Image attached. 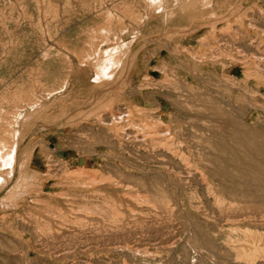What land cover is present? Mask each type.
Here are the masks:
<instances>
[{
	"label": "rangeland",
	"instance_id": "374dc122",
	"mask_svg": "<svg viewBox=\"0 0 264 264\" xmlns=\"http://www.w3.org/2000/svg\"><path fill=\"white\" fill-rule=\"evenodd\" d=\"M79 1L0 0V138L18 149L10 180L0 153V264H248L231 230L264 236V188L254 179L242 210L232 203L229 160L242 151L223 114L236 103L253 118L236 137L261 141L264 85L245 76L264 73V0H158L156 23L142 0L141 32L130 49L109 42L110 54L126 53L100 74L79 60L118 27L75 42L76 22L106 4ZM121 106L140 139L171 135L133 143L111 122Z\"/></svg>",
	"mask_w": 264,
	"mask_h": 264
},
{
	"label": "bare ground",
	"instance_id": "6f19581e",
	"mask_svg": "<svg viewBox=\"0 0 264 264\" xmlns=\"http://www.w3.org/2000/svg\"><path fill=\"white\" fill-rule=\"evenodd\" d=\"M174 14H172V16H174ZM222 21V20H221ZM209 24V23H207ZM201 26V25H200ZM193 27V26H191ZM191 27L189 29H191ZM188 29V30H189ZM187 31V30H186ZM189 33V32H188ZM175 39V38H174ZM183 39V38H182ZM232 39V38H231ZM229 39V40H231ZM247 42L250 41V44L252 45V51H254L256 54H260L261 49H263V45L262 43H258V39L256 38H251L250 36L246 37ZM205 40V39H204ZM208 40V39H207ZM206 41V40H205ZM219 41V40H218ZM227 43H229L228 41H226ZM257 42L256 46L255 45ZM176 43V42H175ZM249 43V42H248ZM247 43V44H248ZM223 46V45H222ZM178 50V47H176ZM175 48V49H176ZM237 49V48H236ZM221 54V53H220ZM190 57L192 55H189ZM186 57V56H185ZM220 57V56H219ZM264 59V58H263ZM179 60V61H178ZM173 62L171 63H177L175 66H178V64H182L181 58H178L175 56V59L171 60ZM186 61V60H185ZM202 59L199 57H191L190 60H187L186 63H190V64H195V65H201L202 63ZM136 66V65H135ZM152 67V66H151ZM135 68V67H134ZM138 68V67H137ZM151 69V68H149ZM239 70V69H238ZM137 71V70H136ZM127 72V71H126ZM150 73V72H149ZM242 74V73H241ZM257 74V75H256ZM146 75H148L146 73ZM143 76V75H142ZM149 79H153L155 80V77H152V74H149ZM246 79H255L256 81H258L259 83L264 85V80L262 78H264V73L257 71L255 69L250 71L249 74H246ZM238 78V77H237ZM242 79V78H240ZM152 82V81H151ZM149 83V82H148ZM242 91V90H241ZM97 99V98H96ZM95 99V100H96ZM241 102V101H240ZM261 104V102L259 103ZM234 106H231V110H229L228 113L224 112L225 114L224 117L226 118L227 121V126L229 128V139H230V144L229 146H233V147H238L241 148L242 151V155L240 156L239 154H235L232 158H230L229 162L231 163V167L233 168V179L231 181V187H230V191L229 194L231 195V200L232 203H235L234 205H236V207L241 211L242 207L240 206L241 204H244L246 200L249 199V197L253 194L256 193V190L252 187V181L255 179L256 183L258 185H261L264 188V132L259 133V136H256L259 138V140H261L259 143H252L250 142L247 138H240L238 139L237 136V132L240 133L241 130L243 132H246L247 128L245 127L246 124H250L253 121V118H249L246 119L245 118V114L243 113V111L239 108V106H237L236 103H233ZM122 107V106H121ZM124 108V109H123ZM118 109V108H117ZM115 110V109H114ZM234 110H238V115L239 114H244L241 116H237V118L233 119V117H231V115L235 116V112H233ZM119 111H121L119 114L117 113V117L113 118L111 117V122H116L121 124L126 130L123 131V134L128 136V138L131 139V141L133 143H140L145 141V139L148 138H154L157 140H161L164 141V139L168 138L171 134L170 131L165 132V133H158L157 131H150L148 133H146L145 135V139H140L139 138V134L138 131L136 130V128L134 126L130 125V116L131 113L125 108L122 107ZM208 111V110H207ZM255 111V110H254ZM258 111V110H257ZM161 115V114H160ZM164 117V116H163ZM166 118V117H164ZM165 122V121H164ZM109 126V125H108ZM129 127V128H128ZM123 128V129H124ZM255 129V128H254ZM145 131V130H144ZM143 131V132H144ZM126 132H129L126 133ZM252 132V131H251ZM4 133V132H3ZM248 133V132H247ZM250 134V133H249ZM251 135V134H250ZM148 137V138H147ZM246 137V136H245ZM173 138V137H172ZM1 140V138H0ZM258 140V139H257ZM2 141V145H3V149H0V153L5 152V157H2L3 163H4V167L6 169H8V171L6 172V179H11L13 176V166L15 163V156H16V150L17 149V143L15 141L11 142L12 144H10V142H8L6 140V138L4 137ZM167 141V140H165ZM257 142V141H256ZM173 150V149H172ZM233 150V148H232ZM237 150V149H236ZM240 150H238L239 152ZM234 152V151H233ZM33 154V152L31 153V155ZM179 155V154H178ZM34 155H32L33 157ZM182 157V156H181ZM188 157V156H187ZM185 161V160H184ZM225 161V159H224ZM228 161V160H227ZM4 173V172H3ZM0 170V174H3ZM21 173V172H20ZM22 174V173H21ZM75 179V178H74ZM91 180V179H90ZM93 180V179H92ZM8 180L5 179H1L0 177V183L3 186L4 182H7ZM81 182V181H80ZM86 182V181H85ZM32 184V183H31ZM93 184V183H92ZM33 185V184H32ZM44 185V184H42ZM7 186V185H6ZM20 187H22V184L16 183V186L14 187V189H19ZM70 187V186H69ZM213 189V188H212ZM22 190V189H21ZM220 191V190H219ZM258 191H262L264 193V190L258 189ZM221 193V192H220ZM51 194V193H50ZM62 195V194H61ZM12 196V195H11ZM68 196V195H67ZM212 196V195H211ZM11 198V197H10ZM46 198V197H45ZM53 198V197H52ZM64 198V197H63ZM107 201V200H106ZM66 202V201H65ZM70 202V201H69ZM104 202V201H103ZM52 203V202H51ZM106 203V202H105ZM104 203V204H105ZM220 203V202H219ZM231 203V202H228ZM53 204V203H52ZM73 204V203H72ZM82 204V203H81ZM83 204L85 205V203L83 202ZM106 205V204H105ZM223 205V202L221 204V206ZM229 205V204H227ZM233 205V206H234ZM19 206V205H18ZM37 206V205H36ZM43 206H45L43 204ZM76 206V205H75ZM111 206V205H110ZM231 206V205H230ZM59 207V206H58ZM112 207V206H111ZM224 207V206H223ZM227 208V206H225ZM45 208V207H43ZM42 208V209H43ZM50 208V207H48ZM114 208V206H113ZM233 208V207H231ZM235 208V206H234ZM85 210L92 211V208L90 209V207L85 206L84 207ZM244 209V207H243ZM252 209V207H251ZM50 210V209H49ZM103 210V209H102ZM221 210V209H218ZM45 211V210H44ZM55 211V210H54ZM95 211V210H94ZM234 211V210H233ZM253 211V209H252ZM51 212V211H50ZM56 212V211H55ZM63 212V211H62ZM116 212V211H115ZM263 212V211H262ZM48 213V212H47ZM58 214V213H57ZM66 215V214H65ZM51 216V215H50ZM219 217V216H218ZM243 217V215H242ZM221 218V217H220ZM64 219V218H63ZM78 224V223H77ZM239 227V226H238ZM233 232H235L236 234H238L239 232H241L240 234L245 238L244 240H242V242H244L243 245H236V246H232L231 248L234 250L235 252V257L238 260H242L247 262L248 264H254L255 261L257 259H264V236L261 237H257L254 234H256L254 231L249 230V229H245L244 231L241 230H231ZM216 233V232H215ZM231 235V234H230ZM217 236V235H216ZM209 239V238H208ZM207 239V240H208ZM214 239V238H213ZM230 240L233 239H239L238 235L237 236H229ZM236 242H240V241H236ZM163 246V245H162ZM198 247V246H196ZM163 248V247H162ZM164 249V248H163ZM218 257V256H217ZM220 259V258H219ZM244 262V263H245ZM257 264V263H256Z\"/></svg>",
	"mask_w": 264,
	"mask_h": 264
},
{
	"label": "crops",
	"instance_id": "0c3cea01",
	"mask_svg": "<svg viewBox=\"0 0 264 264\" xmlns=\"http://www.w3.org/2000/svg\"><path fill=\"white\" fill-rule=\"evenodd\" d=\"M64 1L65 3H69V5L66 4L67 6L74 7V5H72V2H74V0H62V2ZM75 1H77V3L81 2L79 0ZM105 2V5L95 7L97 11L94 10V13H88L89 15L85 18L88 19L87 21L76 22L78 27L72 28L68 32L70 35L69 37L74 36L73 40L75 39V42L81 43L85 40H88V37L86 35L84 36V34H87V32L96 30L102 31L105 29L103 27H108L111 29V26H115V24L118 27L117 30H114L113 32L109 30L108 34H106L104 37H101L100 39H97L99 41L97 43H95L96 39L93 38L95 42L90 47L93 51L84 58V61L79 60L80 63L85 62L87 64L89 62L88 64H91V67H89V71L95 74L103 73L106 70L105 68L109 67L110 63H113L115 59H119L125 56L126 52H124L123 55L118 53L117 56L119 57H117L115 54H110V48L106 49L110 41L119 42L120 44L118 43L117 48L120 47L130 49L131 41L129 42V40H134L141 32L140 30L143 10L142 0H105ZM157 2L158 0H146L148 9L150 10L148 19L150 21L152 20V22L153 20L156 21L157 15L159 13L157 12ZM61 7H64V5L62 4ZM185 7L187 8V6L183 5L184 11L186 9ZM178 8L180 9L181 6L174 8L175 10H173V13H175L174 18L171 20V25L173 26V28L181 27V25L184 24V22L177 17L179 16L178 12H176ZM152 22L150 24H152ZM119 25H122L123 27H120ZM77 29L80 30L83 36L80 35L81 33L78 32ZM85 30L87 31L86 33ZM90 40L92 41V39ZM94 49L96 53L94 52ZM113 57H115V59ZM75 70L77 72H82L80 68H76ZM136 70L137 69H134L133 72H135ZM90 83L93 84L90 87L97 88L101 86L99 79H96V77H93L90 80ZM80 87L84 86L82 85Z\"/></svg>",
	"mask_w": 264,
	"mask_h": 264
}]
</instances>
